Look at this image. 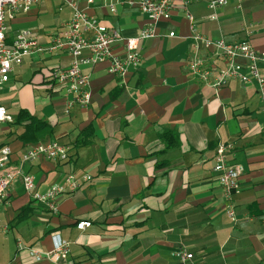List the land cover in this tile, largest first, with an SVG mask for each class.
<instances>
[{"label": "crops", "instance_id": "obj_1", "mask_svg": "<svg viewBox=\"0 0 264 264\" xmlns=\"http://www.w3.org/2000/svg\"><path fill=\"white\" fill-rule=\"evenodd\" d=\"M139 1L78 0V5L128 38L148 23ZM170 1V18L141 43L140 65L123 79L109 73L107 61L81 67L90 75L86 108L67 109L64 89L50 78L52 70L68 67L64 51L25 58L0 86V104L13 122L25 110L52 128L39 142L71 146L65 162L22 163L21 155L36 143L20 141L21 126L0 124V145L12 150L10 164L34 177L38 193L72 173L92 176L59 200L56 214L34 202L16 179L0 202V221L7 226L0 228V264H179V244L205 264H264V117L256 86L229 81L215 90L188 69L193 32L228 43L249 41L264 55V0H230L214 19L209 0ZM71 16L60 0H43L5 20L7 40L26 29L45 48ZM113 50L122 54V43ZM200 56L215 70L224 67L204 49ZM258 69L264 77V63ZM219 143L231 146L227 162L241 170L232 201L235 221L212 170ZM82 221L91 225L76 229ZM59 241L69 246L57 263L37 262L27 250L46 252Z\"/></svg>", "mask_w": 264, "mask_h": 264}, {"label": "built area", "instance_id": "obj_2", "mask_svg": "<svg viewBox=\"0 0 264 264\" xmlns=\"http://www.w3.org/2000/svg\"><path fill=\"white\" fill-rule=\"evenodd\" d=\"M43 0H0V86L13 71L14 67L22 64L23 60L44 50L49 52L64 51L69 57V65L65 69H54L50 78L64 89L66 108L75 106L86 108L91 102L90 75L81 70L82 66L93 67L107 61L108 71L120 79L125 77L129 68L140 65V45L143 41L155 36V26L159 21L168 20L173 7L170 0H140L139 9L146 16L148 23L135 37H122L117 31L102 26L97 19L88 15L78 5V0H60L72 11L70 20L63 30L56 33L51 43L43 48L37 41L36 35L26 29L15 33L8 42L6 36L5 20L13 19L16 13H27ZM230 0H209L208 8L212 12L211 19L215 18L218 9L225 6ZM238 1V0H236ZM91 5L93 0H85ZM114 11L113 7H110ZM189 20L191 17L188 16ZM89 37H87V35ZM248 34H250L248 32ZM174 33H169L173 37ZM192 55L188 64L190 74L200 82L215 90L227 85L229 81H238L243 84L254 83L262 103L261 113L264 117V77L260 75L258 65L264 63V55L255 52L249 41L228 43L224 39L210 40L193 32ZM122 43L123 53L116 54L113 45ZM204 49L216 55L224 62V67L215 70L200 56ZM13 122V117L6 108L0 104V124ZM264 126V121H263ZM231 149L229 144L219 143L213 156V172L218 175L219 183L228 201L226 213L235 221L233 198L240 191L241 170L236 165L227 162V152ZM72 153L70 145L62 144L56 140H46L36 143L27 149L20 157V162L31 163L36 160L65 162ZM12 150L9 146L0 145V202L6 198L7 192L16 179L21 180L24 191L38 205L47 212L56 214L59 200L66 194L78 191L92 181L88 174H69L61 184L51 186L46 192L38 193L35 190L34 177L23 173L10 164ZM91 225L89 221L76 224V229L84 230ZM0 228L7 230L6 225ZM18 248L24 247L20 242ZM68 242L59 241L51 250L42 252L27 249L35 261L46 259L54 263L65 258L68 252ZM179 264H205L195 259L185 245L179 244L175 252Z\"/></svg>", "mask_w": 264, "mask_h": 264}, {"label": "trees", "instance_id": "obj_3", "mask_svg": "<svg viewBox=\"0 0 264 264\" xmlns=\"http://www.w3.org/2000/svg\"><path fill=\"white\" fill-rule=\"evenodd\" d=\"M13 125H19L22 127V131L19 134L18 138L24 144L27 143H37L42 138L52 134V128L50 125L34 116H31L27 111L20 110L15 118ZM26 209L21 211L19 218L23 217V212Z\"/></svg>", "mask_w": 264, "mask_h": 264}]
</instances>
